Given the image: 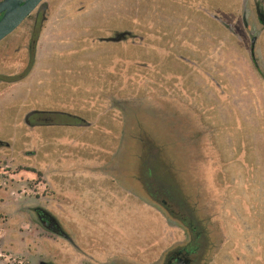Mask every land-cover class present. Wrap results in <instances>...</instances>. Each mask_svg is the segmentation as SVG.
Here are the masks:
<instances>
[{"label":"rangeland","instance_id":"obj_1","mask_svg":"<svg viewBox=\"0 0 264 264\" xmlns=\"http://www.w3.org/2000/svg\"><path fill=\"white\" fill-rule=\"evenodd\" d=\"M76 1L44 0L0 43V264L55 261L61 252L78 264L38 225L39 205L78 229L95 259L135 257L154 234L156 260L171 234L163 214L97 174L117 153L115 169L137 172L145 141L170 158L182 190L206 177L222 230L218 264H262L264 26L254 8L264 15V0H102L107 15L121 14L109 23L121 34L97 33L108 23L92 11L76 18ZM31 46L34 65L7 69L25 62L17 51ZM28 111L90 127L49 129L55 140L45 142L40 128L26 126Z\"/></svg>","mask_w":264,"mask_h":264},{"label":"flooded vegetation","instance_id":"obj_2","mask_svg":"<svg viewBox=\"0 0 264 264\" xmlns=\"http://www.w3.org/2000/svg\"><path fill=\"white\" fill-rule=\"evenodd\" d=\"M254 11L259 23L264 26V15L257 8H254ZM243 17L245 15L241 17V21ZM245 23L247 27L243 26V28L248 29L247 21ZM249 34L251 40L252 38L256 39L253 50H251L250 41L251 62L256 69H261L256 55L259 43L258 38L253 36V33ZM29 49V52L32 53V46ZM262 81L264 82V78H262ZM28 114V117L25 119L26 126L33 129L36 127L40 128L45 142L46 140H55L47 139L51 137L48 132L49 129H58L57 127H90L79 121L73 123L62 121L61 118L57 120L58 115L46 111L39 113L28 111ZM38 114H40V117L35 116V122H29V118L32 115ZM59 116L66 117L63 114ZM66 118L68 119V117ZM72 118L74 117L72 116ZM189 139L188 137L186 141ZM143 144V154H140L138 158L137 172H131L127 169H115L117 153L112 159L108 156L103 163V169H99L97 174H99L98 177L101 179L108 178L112 180L113 183L117 184V188L123 192L128 191L135 199L144 200L145 206L150 210L154 211V207H156L163 214V219L166 221L165 225L171 234L167 241L164 242L163 245L165 247L156 260H154V234L150 247L143 250V252H146L145 257L150 256L149 260L147 258L143 260V252H140L135 257H113L101 261L84 251L86 249L82 248L83 245L80 242L81 236L77 233L79 232L78 229L77 232L74 231L72 233L61 223L62 219L59 215L52 214L43 205L32 208L38 225L47 234L58 238L63 248L67 247V249H70L72 251L71 254H74L75 258L77 257L78 264H84L83 261L86 264H218L217 256L219 255L222 230L216 225L217 221L210 213L211 205H214V203L209 199L210 195L207 193V189H204L207 184L206 177L200 175L198 181L201 182V186L197 188H193L190 185L187 186L185 181L182 190L176 185L175 176L173 175L172 177L170 175L169 165L172 162H170V158L166 159V156L162 152L163 149H159L158 146H155V143L153 144L150 141H145ZM186 145L184 144V148H186ZM0 146L4 147L2 144ZM168 152L167 150V154H169ZM28 154L33 155L34 153ZM167 161L169 162L167 163ZM113 162L115 165L112 164ZM98 187L104 191V188L108 189L109 186L103 184V186ZM38 264H73V261L61 252L55 261H39Z\"/></svg>","mask_w":264,"mask_h":264},{"label":"crops","instance_id":"obj_3","mask_svg":"<svg viewBox=\"0 0 264 264\" xmlns=\"http://www.w3.org/2000/svg\"><path fill=\"white\" fill-rule=\"evenodd\" d=\"M105 1H109L110 2V0H105ZM123 1H125V0H123ZM173 3H175L174 0H173ZM111 6H112L111 7L112 9L116 8V5L115 4H112ZM74 7H75V10H73L72 13L74 14V16L76 18L83 17L89 11H92V13H90L92 17H96V18H98L99 21L106 22V24L108 23V26H106V25L105 26H103V25L96 26V30L95 31L97 33H99V34H103V33L108 34V32H105V30L111 28L112 29L111 30V34L112 33H118V34L120 33L121 34V30H115L114 27L109 24L110 21H111V19H110L111 18L110 17L111 15H115V16H119L120 17L121 14L120 13L117 14L115 11L114 12L110 11V12H112V14L109 13V15H107V12L109 11V8L108 7H105L102 4V0H77L76 2H74ZM48 14H50V10L49 9L46 10V15H48ZM244 15L246 17V13H244ZM106 17H108V18L106 19ZM212 17H214V16H212ZM98 31H101V32H98ZM122 33H125V32H122ZM126 34H128V33H126ZM65 41H67L68 44H69L70 38H68V40L65 39ZM102 43L105 45V42H102ZM17 52L19 54V55L17 54V56H22V57L25 56L26 57L25 62H23V61H18L17 62L15 60L10 61V62H8L9 68H7V69H11L14 72H21L23 70V68L26 67V64L25 63H26L27 60H29V54L26 52V49L25 48H21ZM26 53H27V55H26ZM17 56H14V57H17ZM34 59H35V56L33 57V61H32L31 66L34 65ZM10 75H5V76L8 77ZM1 84H2V82H0V85ZM202 170L203 169H201V171ZM204 172H206L205 169H204ZM227 172H228V170H227ZM261 250H262V248H261ZM260 258L262 259V256L261 255H260ZM262 264H264V260L263 259H262Z\"/></svg>","mask_w":264,"mask_h":264},{"label":"water","instance_id":"obj_4","mask_svg":"<svg viewBox=\"0 0 264 264\" xmlns=\"http://www.w3.org/2000/svg\"><path fill=\"white\" fill-rule=\"evenodd\" d=\"M44 0H1L0 1V43L13 34L21 24L41 5ZM246 17L242 18L247 27ZM123 37V35H119ZM125 37V36H124ZM256 39L251 40L253 50Z\"/></svg>","mask_w":264,"mask_h":264},{"label":"trees","instance_id":"obj_5","mask_svg":"<svg viewBox=\"0 0 264 264\" xmlns=\"http://www.w3.org/2000/svg\"><path fill=\"white\" fill-rule=\"evenodd\" d=\"M44 10L42 9V12H43ZM32 60H33V54L32 53H30V61H29V65L31 66V64H32Z\"/></svg>","mask_w":264,"mask_h":264}]
</instances>
